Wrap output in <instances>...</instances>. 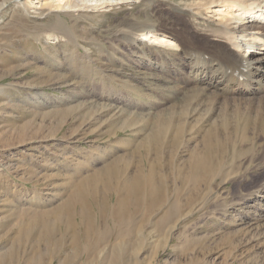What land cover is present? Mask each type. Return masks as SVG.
I'll return each instance as SVG.
<instances>
[{"label":"rangeland","instance_id":"obj_1","mask_svg":"<svg viewBox=\"0 0 264 264\" xmlns=\"http://www.w3.org/2000/svg\"><path fill=\"white\" fill-rule=\"evenodd\" d=\"M138 4L106 10L103 16L91 20L80 17L76 27L81 34L82 29L88 31L84 36L88 38L81 41L88 50L67 44L62 37H45L49 32H59L55 23L60 18L75 24L76 12L58 11L37 20L32 15L21 17L8 7L0 18V257L29 222L36 221V230H45L43 213L66 202L75 181L100 169L107 160L130 155L136 144L150 135L160 109L168 111L173 103L180 109L181 97L173 101L167 96L175 86L170 77L138 65L132 61L137 56L112 39V32L135 18L133 14H143L144 6ZM217 105L220 108L223 103ZM206 107L201 104L184 116L183 123L191 125L200 114V122L190 133L185 129L188 133L184 132L180 145L174 149L169 142L159 153L149 149L148 158H143L153 159L163 177V183L159 179L145 183L148 211L142 206L138 210L129 206L131 213L125 215V223V217L117 224L111 218L103 221L94 210V199L85 196L88 208H93V218L97 216V231L105 232L103 242L121 240L122 228H128L122 224L134 221L135 234L141 233L146 242L156 245L154 248L150 244L140 252L144 264H264V219L249 231V220L241 218L247 211L254 215L256 206L264 207V199L245 204L238 201L241 193L263 184L264 130H250L252 140L241 146L230 145L222 152L216 149L209 153L203 170L190 167L192 156L204 153L203 133L198 128L210 124L208 116L201 117ZM169 132L165 143L172 138ZM139 155L136 152L133 159L139 161ZM191 168L197 169L193 170L197 176ZM151 182L162 185L164 203L157 209L151 208L156 202L151 197ZM116 195V190L108 193V210L116 205ZM173 202L178 203L180 213L173 229L162 232L154 224ZM75 209L80 212L81 208L78 205ZM71 211H67L73 224L69 230L66 218L56 221L55 237L67 234L63 253L47 257L42 264H66L64 258L77 252L71 236L80 237L81 246L88 242L84 226H79V213L73 215ZM143 211L146 216L141 219ZM36 230L30 238H24L18 264H28L27 253L32 252L30 246L34 244L30 239L36 236ZM93 234L89 242H97ZM105 247L106 252L110 246Z\"/></svg>","mask_w":264,"mask_h":264},{"label":"bare ground","instance_id":"obj_2","mask_svg":"<svg viewBox=\"0 0 264 264\" xmlns=\"http://www.w3.org/2000/svg\"><path fill=\"white\" fill-rule=\"evenodd\" d=\"M138 3L144 6L141 11L143 14L139 11L138 14L131 12L136 17L115 29L112 39L124 44L131 55L135 54L137 58L132 61H137L138 65L170 77L169 81L175 86L167 96L173 101L181 97L180 109L178 110L176 103L171 104L167 108L168 111L160 109L150 135L136 144L130 155L116 156L104 162L100 169L80 176L81 178L75 181V186L69 189L67 201L43 213L45 230H36L38 223L29 222L20 230V236L12 246L0 257V264H18L19 253L24 245L22 242L24 238H30L34 230L36 236L32 235L30 239L34 244L30 246L32 252L27 253L28 264H42L47 257L61 255L68 240L65 233L61 237H55L56 221L66 218V224H63L67 225L66 231L69 230L73 224L69 221L71 217L67 215V211L71 209L73 211L70 214L79 213V226H84L82 231L88 242L81 246L80 237L71 236V243L75 245L77 252L66 256L64 263L75 262L79 257H84L78 264H144L140 252L153 242H146V238L139 232L135 234L137 229L132 225L134 221L122 224V227L127 225L128 228L119 231L121 233H118L117 237L121 239L120 242H103L106 241L105 232L97 231L91 212L93 208H88L85 196L90 195V198L94 199V210H97L102 218L108 215L116 224L126 218L129 206L137 210L142 206L145 211L150 208L147 205L149 201L145 202L149 198L144 189L145 183L156 179L163 183V177L153 159L143 158H148L149 149H155L159 153L169 142L172 147L180 145L184 132H192L195 123L200 122V114L194 123L189 122L192 126L183 123V119L201 104L207 106L203 112L205 115L202 113L201 117L208 116L207 121L210 124L198 128V131L203 133L201 141L204 153L194 154L189 161L190 167H202L203 170L209 162V153L216 149L222 152L221 149L230 145L241 146L252 140L249 137L250 130H264V0H0V18L8 7L12 8V12L20 13L21 17L32 15L31 17L35 16L37 20L58 11L76 12L78 15L75 16V24L70 25L60 18L55 23L59 32H49L45 37L50 40L62 37L67 40V44L86 48L87 44L81 41L88 38L84 37L88 31L82 29L84 31L81 34L76 27L80 17L91 20L103 16L106 10L122 8L124 5L134 7ZM220 101L223 105L219 108L217 104ZM209 112L212 115H207ZM170 130L172 138L170 141L167 139L165 143L166 134ZM136 152L140 154L139 161L133 159ZM236 153L238 154V150ZM145 160L149 164L148 168ZM131 165L135 167L133 171L129 170ZM194 172L196 173H192L195 174ZM198 177L201 180L199 175ZM195 180L193 178L191 181ZM261 183L263 184L252 187L248 193H241L238 199L240 204L264 199V181ZM157 185L153 183L151 188V197L154 196L156 201L152 209L159 208L163 202L162 185ZM151 189L148 187L149 193ZM113 190L117 192V201L116 205L108 210L105 199H108V193ZM98 191L99 194H105L99 195ZM78 205L80 212L75 209ZM256 208L254 215L251 211L241 215L244 221L245 218L249 220V231L261 225V220L264 219V207ZM179 213L178 203L168 204V209L154 225L157 224L160 226L159 230L166 232L168 228L173 227V221ZM141 214V219H144L146 212ZM127 220L126 218L123 223ZM90 232L94 233L93 237L97 236V242H89L92 236ZM104 245L110 246L106 252Z\"/></svg>","mask_w":264,"mask_h":264},{"label":"crops","instance_id":"obj_3","mask_svg":"<svg viewBox=\"0 0 264 264\" xmlns=\"http://www.w3.org/2000/svg\"><path fill=\"white\" fill-rule=\"evenodd\" d=\"M99 214H100V213H97V215L100 217ZM107 218L109 219L108 215H107L106 217H104V219L102 218V215H101V217H100V219H102L103 221L106 220ZM102 220H101V221H102ZM112 220H113V219H112ZM94 221H95V223H99V222H98V219H97V216L94 218ZM95 226H96V225H95ZM96 229H97V226H96ZM97 230H98V229H97Z\"/></svg>","mask_w":264,"mask_h":264}]
</instances>
